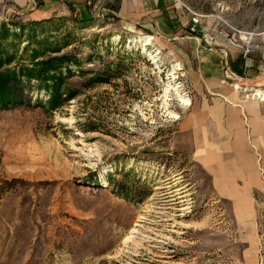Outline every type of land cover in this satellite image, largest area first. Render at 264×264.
<instances>
[{"label": "rangeland", "instance_id": "rangeland-1", "mask_svg": "<svg viewBox=\"0 0 264 264\" xmlns=\"http://www.w3.org/2000/svg\"><path fill=\"white\" fill-rule=\"evenodd\" d=\"M178 14L264 55V0H0L1 70L32 74L0 105V264H264V140L245 195L238 155L181 132L214 96L182 70Z\"/></svg>", "mask_w": 264, "mask_h": 264}, {"label": "crops", "instance_id": "crops-1", "mask_svg": "<svg viewBox=\"0 0 264 264\" xmlns=\"http://www.w3.org/2000/svg\"><path fill=\"white\" fill-rule=\"evenodd\" d=\"M153 5L158 10L161 6L157 1ZM174 17L178 23L174 22L175 18L169 21L174 32L169 39L180 45L182 70L192 79L199 80L214 96L206 106H197V111L184 110L180 130L189 134L188 138L195 135L204 138V145L210 146L212 153L238 155L228 166L222 164V170L230 173L229 179L241 180L242 184L239 182L237 187L245 195L249 194L259 183L253 180L256 170L253 152L255 147L260 149L264 140L262 103L251 97L252 91L264 84V55H237L225 47L224 40L218 36L215 39L219 46H210L206 36L201 35V29L196 35H188L185 27L188 22H181L179 14ZM214 148H218L219 153ZM239 199L231 201L243 200Z\"/></svg>", "mask_w": 264, "mask_h": 264}, {"label": "trees", "instance_id": "trees-1", "mask_svg": "<svg viewBox=\"0 0 264 264\" xmlns=\"http://www.w3.org/2000/svg\"><path fill=\"white\" fill-rule=\"evenodd\" d=\"M5 25L3 23H0V26H2V28L5 29ZM4 32V30H3ZM64 56H60V57H56V58H49L47 61L41 62L40 65L43 66V68H45L44 70H53V65L58 62L60 63L61 61L64 60ZM3 67V62H2V58H0V105H2L3 103H11L14 100H17L19 96V86L18 84H21L20 79L22 77H30L32 74L30 73V70H25V71H20V72H16L14 70H6V71H2ZM44 70H40L39 74L41 75V73ZM58 76L60 75V73H57ZM58 76L52 75V76H48V78L53 79L56 78ZM23 78V79H24Z\"/></svg>", "mask_w": 264, "mask_h": 264}, {"label": "built area", "instance_id": "built-area-1", "mask_svg": "<svg viewBox=\"0 0 264 264\" xmlns=\"http://www.w3.org/2000/svg\"><path fill=\"white\" fill-rule=\"evenodd\" d=\"M199 15L197 14H192V17L190 18L188 22L189 26V31L191 33L196 31L197 26L199 25ZM206 40L209 45L215 46L216 44L218 45V41H216L215 36H206ZM250 52V48L245 47L244 50L242 51L243 55H247Z\"/></svg>", "mask_w": 264, "mask_h": 264}, {"label": "bare ground", "instance_id": "bare-ground-1", "mask_svg": "<svg viewBox=\"0 0 264 264\" xmlns=\"http://www.w3.org/2000/svg\"><path fill=\"white\" fill-rule=\"evenodd\" d=\"M152 39H146L145 40V44L144 46L146 45H149L150 44V41ZM153 59V58H152ZM175 69V67H174ZM178 69V68H177ZM174 72H171L170 73V76L174 79ZM169 90H174V92H176V94L178 95V91H177V88H171L170 86H167L165 92H164V97H166V95L169 93ZM256 91H253L252 94H251V97L252 98H257L259 101H263L264 100V88L262 90H257L255 89ZM179 96V95H178ZM180 97V96H179ZM180 100L182 101L183 104H185L186 106H188L190 103L188 102V100L186 99H182V97H180ZM178 117V116H177Z\"/></svg>", "mask_w": 264, "mask_h": 264}]
</instances>
